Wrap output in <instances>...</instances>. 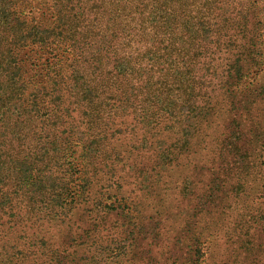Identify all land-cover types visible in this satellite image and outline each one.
Segmentation results:
<instances>
[{
  "label": "rangeland",
  "instance_id": "rangeland-1",
  "mask_svg": "<svg viewBox=\"0 0 264 264\" xmlns=\"http://www.w3.org/2000/svg\"><path fill=\"white\" fill-rule=\"evenodd\" d=\"M61 23L18 52L42 133L6 130L4 85L0 182L53 171L0 205V264H264V0H74Z\"/></svg>",
  "mask_w": 264,
  "mask_h": 264
},
{
  "label": "trees",
  "instance_id": "trees-1",
  "mask_svg": "<svg viewBox=\"0 0 264 264\" xmlns=\"http://www.w3.org/2000/svg\"><path fill=\"white\" fill-rule=\"evenodd\" d=\"M32 2L45 3L48 8H51V14H53L55 20H58L57 25H54L50 28H41L40 24L35 23L34 16L30 14L24 16L23 9H25ZM73 3L74 0H0V102H2L6 98L3 96L5 84H9V86H11L12 88H17L16 92H14V90L12 89V91L14 92L13 95L8 96V101L6 102V104L2 103V105L5 110L3 114L7 113L6 130L11 129L10 124L13 122V126L22 141H27L29 136H32L30 132H33L36 135L39 132L42 133L45 130L47 123L46 120H41L39 118L41 114L40 107L51 108L53 103L48 101L47 99L40 98V93L37 94L36 92L32 93V91H30L29 95L27 94L26 90L29 88V85L25 80V70L23 65L21 64L22 60L18 57V52L22 48H25L32 44L46 43V39L42 38L41 36L38 39L37 34L48 32L49 35L51 33H54L53 37H55L56 30L60 29V35L64 31L65 24L61 23V20H64V11L67 7H73ZM46 37L48 38L49 36ZM256 44L257 42H254L253 47L256 46ZM15 98H18V101L16 100L17 102L14 101ZM38 105L40 106L37 109L36 106ZM12 106L14 108L12 112H10ZM236 124V130L241 131L242 134L241 136H237L236 140L239 142H241L242 140L245 141L247 132H245L244 128H242L240 123H238L237 121ZM39 141L37 142V145H43L42 142ZM43 143L47 146L46 142ZM22 145H25V143H22ZM45 148L46 147L44 146L43 150ZM26 150L29 151L30 147H28ZM69 164V166L66 165L65 168L61 169L63 173L62 175L60 174V180L63 183V185L60 187L61 189L55 190L56 194L58 192L59 198L61 196V199H64L66 201L61 202L63 203V205L59 206V209L64 212H66V208H64V205L67 204L69 207L71 206V208H73L72 202H74L75 199L72 196L73 193L71 189L69 188V186L71 185L69 184L71 179L67 178L68 171L73 168V161L71 159L69 160ZM37 166V164H31L30 167L24 170L29 171L30 176H24L22 173H18V175L20 176L18 179V183L22 185V188L14 187L13 185H10L9 182L1 180L0 196L2 191L4 197L3 200L0 201V205L5 206L4 211L7 212L6 209L13 210L15 200L19 199L18 197H22V194H24L22 189L25 183H29L31 186L34 184L47 183L45 182V176H43L42 173L44 171L50 173L53 171V169L51 167H48L45 170H39V168H36ZM21 168H23V166H21ZM34 170V175L31 176ZM5 177L7 178V175H5ZM85 179L87 178L84 177V181ZM11 183L16 184L15 181ZM43 186L45 185H42L41 188H45ZM86 186L87 185L84 184H82L81 186L79 185L82 192H85ZM66 193L68 196L64 197V194ZM71 211L72 210L70 209L69 212Z\"/></svg>",
  "mask_w": 264,
  "mask_h": 264
}]
</instances>
